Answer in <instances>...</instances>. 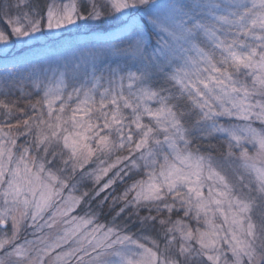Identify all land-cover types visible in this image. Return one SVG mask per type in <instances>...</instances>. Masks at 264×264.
<instances>
[{
  "label": "snow or ice",
  "instance_id": "6c2138e0",
  "mask_svg": "<svg viewBox=\"0 0 264 264\" xmlns=\"http://www.w3.org/2000/svg\"><path fill=\"white\" fill-rule=\"evenodd\" d=\"M80 22L0 65V264H264V0H0V56Z\"/></svg>",
  "mask_w": 264,
  "mask_h": 264
},
{
  "label": "rangeland",
  "instance_id": "374dc122",
  "mask_svg": "<svg viewBox=\"0 0 264 264\" xmlns=\"http://www.w3.org/2000/svg\"><path fill=\"white\" fill-rule=\"evenodd\" d=\"M81 23V27L79 29L77 28H70L69 30H67L66 32H63V34H66V33H70V32H74V31H78V30H84V31H89L91 29H95V28H98V27H90V26H86V25H83V22H80ZM92 23H95V22H92ZM110 23V22H109ZM109 23H106L103 27H110L109 26ZM61 33H57L55 36L49 34L48 36H44V37H39L37 40L35 41H29V44L30 45H33V44H41V43H44L46 42L47 40L49 39H53V38H56L58 36H61L63 35ZM109 39H104V40H100V41H89V42H84V43H80V44H77L75 46H72L66 50H63L61 52H57L53 55H50V56H47V57H62L64 55H70L71 53L75 52L76 54H79L80 50L81 49H84V50H87L88 48H91L93 46H97L99 47L100 43L101 42H104V41H108ZM18 47H22V46H17ZM9 69L11 70V66H9ZM3 73V67L0 68V75H2ZM19 90H17V88H13V92L15 93V95L12 97V99H17L18 97H20V93L21 91H30L31 90V85H29L27 82H22L19 86ZM3 88H2V80H0V91H2ZM38 97L33 95L31 97L30 100L28 99H23L21 98L20 99V104H19V107H23L25 109V112L28 111L26 105L31 102V103H35V100L37 99ZM30 114V113H29ZM3 118L0 117V120H2ZM26 119V116L25 115H21V114H17L16 116L12 117L11 119V123L13 125L16 124L17 120H19L21 122L20 124V127L22 128L23 125H22V121ZM257 127L259 126L258 124L256 125ZM15 131V129H14ZM18 135V133H16ZM24 142V139L23 137H21L19 140H18V144H23ZM225 149L224 148H221L220 149V153L219 155H222L224 153ZM93 188V184L91 182V180H87L83 183V187H82V190H89L91 191ZM120 187H117V194L119 193L120 191ZM67 194V193H66ZM80 192H76L75 195H79ZM93 207H94V204H93ZM144 214V213H142ZM155 214V213H153ZM72 215H76V216H83L84 215V209H83V206L81 207L80 210H78L77 212L73 213ZM182 215V214H181ZM174 219L177 218V217H173ZM109 219V218H108ZM108 219H103V217H101V219L99 220V223H107L108 222ZM55 232H51V233H46V235H54ZM28 239H32L33 237L31 235H28L27 237ZM150 246V245H149Z\"/></svg>",
  "mask_w": 264,
  "mask_h": 264
},
{
  "label": "trees",
  "instance_id": "16d2710c",
  "mask_svg": "<svg viewBox=\"0 0 264 264\" xmlns=\"http://www.w3.org/2000/svg\"><path fill=\"white\" fill-rule=\"evenodd\" d=\"M42 2H44V0H42ZM111 32V27H98L89 31L78 30L49 39L41 44H33L31 45V50L28 47H23V50L21 51L22 47H18L11 52L8 58L0 56V65H3L6 62V59L10 61L13 56L20 57L35 55L38 57H47L80 43L110 39ZM9 66H11L10 63ZM103 219L108 218L103 217Z\"/></svg>",
  "mask_w": 264,
  "mask_h": 264
}]
</instances>
